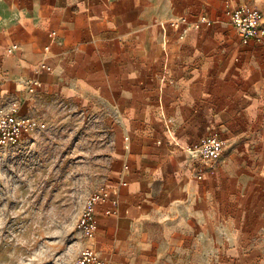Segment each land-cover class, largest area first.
<instances>
[{
	"label": "crops",
	"instance_id": "0c3cea01",
	"mask_svg": "<svg viewBox=\"0 0 264 264\" xmlns=\"http://www.w3.org/2000/svg\"><path fill=\"white\" fill-rule=\"evenodd\" d=\"M227 1L264 12V0H0L1 99L27 115V99L46 92L117 110L107 185L118 213L98 206L94 242L111 264H193L189 248L216 223L239 235L233 262L259 261L242 247L264 232V40L241 39ZM181 16L213 22L184 38L161 26ZM43 60L52 71L36 75ZM210 135L226 141L216 174L186 150Z\"/></svg>",
	"mask_w": 264,
	"mask_h": 264
},
{
	"label": "rangeland",
	"instance_id": "374dc122",
	"mask_svg": "<svg viewBox=\"0 0 264 264\" xmlns=\"http://www.w3.org/2000/svg\"><path fill=\"white\" fill-rule=\"evenodd\" d=\"M27 100L29 113L44 118L47 128L0 147V264H71L86 245L78 228L86 199L109 182L118 113L104 102L81 105L50 92ZM248 169L235 172L243 176ZM225 227H207V237L189 248L193 264H236L239 249L227 245L239 235L231 237ZM242 249L264 264V232Z\"/></svg>",
	"mask_w": 264,
	"mask_h": 264
},
{
	"label": "built area",
	"instance_id": "2783aa9c",
	"mask_svg": "<svg viewBox=\"0 0 264 264\" xmlns=\"http://www.w3.org/2000/svg\"><path fill=\"white\" fill-rule=\"evenodd\" d=\"M225 14L230 23L235 27L243 41L254 40L261 43L264 40V12L249 3L234 4L231 1L225 3ZM212 20L207 17L190 23L186 17H171L167 21H163L161 26L166 28L172 26L181 31L180 37L184 38L189 30L201 28L203 24L212 25ZM50 35L56 39L58 32L52 30ZM19 49L18 43H12L7 48V54H12ZM46 53L50 52V45L44 47ZM41 71H52V66L43 60L35 70L36 75ZM26 90L30 94L37 93L41 86L38 76L26 79ZM8 102L0 104V147H10L20 143L25 136L44 131L47 123L36 116L21 114V102L17 98L8 99ZM129 140L128 137L125 138ZM127 147H129L127 145ZM226 148V141L218 135H210L203 137L199 143L187 146V151L191 157L199 163L200 168L207 171V167L215 169L223 160ZM127 168V166H126ZM101 204H108L106 214H117L119 199L107 184L100 185L98 189L92 193L84 204L81 211L78 228L82 232L86 245L82 249L80 255L71 264H111L104 258L94 246L98 231L97 210Z\"/></svg>",
	"mask_w": 264,
	"mask_h": 264
}]
</instances>
